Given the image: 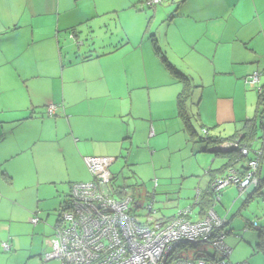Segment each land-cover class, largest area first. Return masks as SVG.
I'll use <instances>...</instances> for the list:
<instances>
[{
	"label": "crops",
	"instance_id": "obj_1",
	"mask_svg": "<svg viewBox=\"0 0 264 264\" xmlns=\"http://www.w3.org/2000/svg\"><path fill=\"white\" fill-rule=\"evenodd\" d=\"M162 1L145 14L139 7L144 0H0V232L4 229L1 238L7 226L11 231L14 224H28L26 218L30 215L29 208L9 198L41 185L57 190L61 172L53 157L57 159L55 147L59 138L67 141L77 160L74 183L91 181L83 160L110 157L113 149L109 147L118 146L122 150L125 140L133 141L125 121L136 118L135 104L139 97L135 91L146 87L149 94L157 88L166 104L162 112L155 114L159 115L157 118L149 111L147 139L150 142L161 133L156 132L155 123L169 115L171 92L175 90L172 80L180 89L181 85L154 54L153 41L167 63L189 77L195 86L215 81L219 76L235 79L243 88L245 104H252V108L255 104L254 117L243 123L255 120L261 110L258 97L255 100V93L246 90L244 84L250 75L264 74V0ZM129 17L143 20L135 42V35L124 31L123 20ZM157 22L164 30L156 29L150 34L151 26ZM110 23L119 27L123 35L124 43L119 46L104 49L106 45H101L99 52L76 55L72 47L61 43L64 36L78 38L81 31L94 32L109 27ZM146 32L149 34L145 43ZM153 73L157 76L155 85L149 79ZM260 85L264 86L261 79ZM127 96L130 104L125 105L123 100ZM49 106L55 107L51 117L46 111ZM216 122L215 118L209 124ZM95 132L98 134L94 135ZM238 133L242 135L240 130ZM59 152L63 154L64 149L60 147ZM242 160L228 167L224 163L220 169H208L207 185L199 193L208 191L211 180L229 170L243 172L248 159L244 163ZM25 170L34 175L30 183L32 176L22 175ZM74 183H69L68 189ZM262 185L245 190L243 203L248 204L252 196L258 195ZM9 188L10 192H3ZM62 198L58 197L59 208ZM5 212L12 216L22 212L25 220L6 217ZM46 218L45 227H49L52 223L47 214ZM7 219L14 221L9 225V221H4ZM251 223H247L248 229ZM55 226L56 221L53 230ZM261 228L258 225L253 229ZM6 241L12 244L11 237Z\"/></svg>",
	"mask_w": 264,
	"mask_h": 264
},
{
	"label": "rangeland",
	"instance_id": "obj_2",
	"mask_svg": "<svg viewBox=\"0 0 264 264\" xmlns=\"http://www.w3.org/2000/svg\"><path fill=\"white\" fill-rule=\"evenodd\" d=\"M151 12V9L142 10V13L145 14ZM123 23L127 29L124 28V31L135 35L133 40L135 42L141 31L143 20L129 17L124 19ZM159 25L161 24L157 22L151 26L150 34L154 33L156 29L162 32L164 29ZM148 34L149 32L145 33V43ZM122 36L119 27H114L110 23L109 27L98 28L94 32L81 31L78 38L72 35H69V38L64 36V41L61 43L72 47L76 55H89L90 53L94 54V51L99 52L98 48L101 45H106L104 49L119 46L124 43L121 40ZM76 49L79 52H75ZM258 73L261 74V80L264 83V74ZM9 74L12 75V69H9ZM149 79L152 85L156 84L155 73L151 74ZM172 82L175 84V90L173 89L171 92L169 115H165L164 121L155 123L156 132L161 131V133L156 134L157 137L151 138L149 142L147 139L148 127L147 134L145 127L150 123L149 111L153 115L162 112V109L166 107L165 99L159 94L157 88L153 89L150 94L147 87L143 91L138 89L135 91L139 97L135 104L136 118H127L125 121L133 141L125 140L122 150L118 146L109 147V149H113L110 157L114 160L109 167V172L114 178L112 185L124 188L130 194L133 200L129 208L130 213L136 215L140 222H144L143 216L150 205L155 212L154 217L158 219L173 217L179 210L191 207L197 192L203 190L207 185L206 172L208 169H220L228 160L226 157L210 153V149L214 148H207L206 144L199 140L193 143L187 141L188 138L182 131L183 126L175 113L174 101L180 88L173 80ZM244 88L255 93V100H257L256 90L245 84ZM195 90L188 106V114L191 118V125L200 138L205 137L202 134L203 129L208 132L210 137H230L241 129L245 119L254 117L255 104L253 108L252 104L251 106L245 104L243 88L231 76H219L215 81L207 80L205 84ZM127 98L129 97L127 96L123 100L125 105L130 104V100ZM261 110L264 114V106ZM158 116L155 115L154 118ZM215 118L218 122L209 124L210 121L214 122ZM93 134L97 135L98 133ZM153 136L152 133L151 137ZM109 137L110 135H107V138ZM60 147L64 149L63 154L59 152ZM257 147L258 142L255 141L250 149L254 151ZM55 149L58 150L55 151L57 159L54 160L53 157V163L61 172V178H57V190L47 185H41L40 188L32 187L23 191L22 194L17 193L15 197L9 198L17 199V204L29 208L30 215L26 218L28 224L25 222H21L19 225L14 224L11 231L7 226L5 236L0 237V242L6 241L8 237L12 238L11 251L4 252L0 248V264H61L57 259L58 241L54 235L53 225L58 215V197L64 196L65 198L70 189H68V184L75 182L73 172L75 173L77 170L78 163L64 138H59ZM252 151L249 152L247 158H243L241 163L253 157ZM83 163L86 166L84 160ZM69 170H72V174H69ZM24 172L21 174L28 175L30 173L26 170ZM30 176L32 177L29 183L34 178V175ZM259 177L263 185L258 190L259 194L252 196L248 204L243 203L246 194L239 196L235 187H228L221 192V200L214 208V211L222 219L226 216L229 221V224L224 228V231L229 233L224 241L232 249L229 257V261L232 263L264 264V253L256 246L263 239L253 228L245 230L249 227V225L246 227L247 223L250 222H256L259 227H264V205L262 202L264 158ZM35 179H37L36 176ZM45 182H47V178H45ZM16 184L19 185L17 181ZM6 190L10 192V188L4 189L3 192ZM39 192H45V194H38ZM198 211V207L193 209L194 214H197ZM46 214L52 223L49 227H45ZM5 216L19 221L25 220L22 212L15 213L13 216L5 212ZM35 217L39 222L37 224L30 223V218ZM12 219L4 221H9L7 223L10 225L14 221ZM192 219L195 220L196 217L193 216ZM3 232L4 229L0 233Z\"/></svg>",
	"mask_w": 264,
	"mask_h": 264
},
{
	"label": "built area",
	"instance_id": "obj_3",
	"mask_svg": "<svg viewBox=\"0 0 264 264\" xmlns=\"http://www.w3.org/2000/svg\"><path fill=\"white\" fill-rule=\"evenodd\" d=\"M160 1L146 0L145 5L153 7ZM260 79L261 74L254 73L245 79V84L256 90L264 104V86L260 85ZM54 111V106L47 108L50 117ZM202 134L207 136L208 132L203 129ZM239 145L238 141L222 143L214 149H237L240 155L248 157L252 150ZM252 153L244 175L229 170L209 183L211 207L201 216L199 211L193 213L200 201L197 192L192 206L179 210L171 219L155 218L152 206H148L144 222L130 213L133 202L130 194H117L112 185L109 167L114 160L84 159L92 180L75 183L70 188L66 209L60 213L59 223L54 228L57 259L61 264H247L229 261L232 249L224 241L228 222L216 214L214 207L221 200V191L228 187H235L240 196L249 187H259L262 151L257 148ZM262 202L264 205V196ZM37 221V218L30 219L32 224ZM251 226L258 225L252 222ZM0 246L4 251L10 248L8 242Z\"/></svg>",
	"mask_w": 264,
	"mask_h": 264
},
{
	"label": "trees",
	"instance_id": "obj_4",
	"mask_svg": "<svg viewBox=\"0 0 264 264\" xmlns=\"http://www.w3.org/2000/svg\"><path fill=\"white\" fill-rule=\"evenodd\" d=\"M145 2H146V0H144V2L142 4H140L139 7L142 10L143 9H151L153 11L156 7L161 5L163 1L161 0L159 4H157L153 7H146ZM148 25H149V22H148ZM149 38L152 39L153 35H151ZM152 41H153V39H152ZM153 44H154V54L156 55L158 60L162 63V65L164 66V68H166V70L170 73V75L175 80H177L179 82V84L181 85L180 92L176 96V115L179 118V120L181 121V124L183 126V131L188 138L187 140L191 143L195 142L196 140H199V142L205 143L207 148H209V147L214 148V147H216L222 143H231V142H236V141H238V143L240 144L239 146L246 145L247 148H251L250 147V146H252L251 144L254 141H257L259 143L258 149H260L262 151V156H261V161H262L264 158V130H263L264 114H263V111H261V110L257 111V117L255 118V120H253V121L246 120L243 123V126L240 129V132H242V135H239V133H238L239 131H238V132L234 133L232 136L227 137V138L210 137L208 135L207 136L203 135L205 137L200 138L198 136V134L195 132V130L193 129V127L191 125V118L188 114V106H189L191 99L193 97V93H194L195 89L199 88V86H195L194 84H192V81L189 77L185 76L184 74L180 73L178 70H176L175 68L170 66L167 63V61L165 60V57L160 52L158 46L155 44L154 41H153ZM263 106H264V104L262 103V101L260 100V97L258 96V108L262 109ZM214 151H215L214 153H217V155L225 156L228 159L225 167H228L231 163H234L239 159L247 158V157H243L242 155H240L237 149H231L228 151H219V150L218 151L214 150ZM245 172H246V169L243 172H237V173L239 175H244ZM113 180H114V178H113ZM262 184H263V182L260 181L259 186H261ZM72 185L73 184L70 185V188ZM115 189H116L117 194H120L122 192H127L124 188L115 187ZM69 191H70V189H69ZM211 196L212 195L209 191L200 193V198H199L200 201H199V204L197 205V207L199 208V215L200 216H201V214H204L211 207ZM68 198H69V194H68V196H66L64 198L63 202L60 205V208L58 210L57 220H56V226L58 225L59 220H60V213L64 209H66V206L68 204ZM171 218L172 217H169L168 219H171ZM38 222H39V220L37 221V223ZM262 228L257 230L258 235L263 239V241L257 245V248L264 253V232L262 231ZM6 242H8L10 244V248L6 251H4L1 246H0V248L4 252L11 251V249H12L11 242L10 241H6ZM1 243H0V245H1Z\"/></svg>",
	"mask_w": 264,
	"mask_h": 264
},
{
	"label": "bare ground",
	"instance_id": "obj_5",
	"mask_svg": "<svg viewBox=\"0 0 264 264\" xmlns=\"http://www.w3.org/2000/svg\"><path fill=\"white\" fill-rule=\"evenodd\" d=\"M244 138V137H243ZM246 146V145H245Z\"/></svg>",
	"mask_w": 264,
	"mask_h": 264
}]
</instances>
